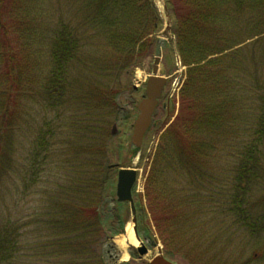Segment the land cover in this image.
<instances>
[{"label":"trees","instance_id":"trees-1","mask_svg":"<svg viewBox=\"0 0 264 264\" xmlns=\"http://www.w3.org/2000/svg\"><path fill=\"white\" fill-rule=\"evenodd\" d=\"M165 5L187 68L137 210L145 199L165 253L184 264L228 263L233 239L228 264H264V0ZM157 14L151 0H0V264H104L100 240L126 220L111 189L108 157L123 155L112 127ZM180 212L212 253L194 256V238L166 232Z\"/></svg>","mask_w":264,"mask_h":264},{"label":"rangeland","instance_id":"rangeland-1","mask_svg":"<svg viewBox=\"0 0 264 264\" xmlns=\"http://www.w3.org/2000/svg\"><path fill=\"white\" fill-rule=\"evenodd\" d=\"M152 5L155 7V9L158 11V15H160L161 18V24L160 28L158 31L151 37L153 38L154 45L149 52V55L147 57H144L143 60H141L140 63H138L136 66H134L132 69L129 70V73L125 76L126 80H129L130 84L127 86L128 88H124L123 91L120 92L121 96L120 98L123 99V103L120 106L122 109L121 115L117 117L118 119L115 120V127L116 128H121V132L119 133L117 131V135L119 134L118 138L114 140V142L111 145V148H118L117 142L119 141L120 148L122 149L123 155L119 154L116 149L112 150L111 156L109 155L108 159L110 161L109 164H115L117 162L116 160L118 159L122 167H130V168H135L137 169V182L135 185V193L136 192H141L144 187V182L147 173L149 171V164L151 163V156L154 151V147L156 146L158 135H160L165 128L169 125L171 120L174 118V115L177 111V104H178V90L179 87L181 86V82L184 78L185 74V66H183L182 62H179V57L176 51L175 47V34H173V23H174V18L172 15H169L170 12L166 8L165 5V0H151ZM159 57V61L156 62L158 64L159 68V73L166 75L168 77L167 84L165 87V92L164 96L160 101V104L158 105L157 111L155 113V116L153 118L154 120V127L150 129L145 141L143 142L141 148L139 149L138 152L132 153V148H131V141H130V135L132 131V123L133 119L137 116L136 114V104L137 101L139 100L140 96L144 93V81L147 78V75L151 73V68L154 64L155 57ZM118 72L116 73V75ZM112 79V77H109ZM171 100H174V105H175V110L172 113V105H170ZM125 116L124 118H127V121H123L122 117ZM169 116V117H168ZM157 123V125H155ZM133 155H135L133 157ZM215 174L222 176L224 178L229 179V174L228 171L223 169L220 163V166L218 168L216 167L215 169ZM115 183V181H114ZM114 183L112 185V191L115 193L114 188ZM108 186H106L107 188ZM110 187V185H109ZM109 187L107 189H109ZM106 188L103 193H105ZM143 188V189H142ZM110 190V189H109ZM143 192V191H142ZM253 200V199H252ZM145 199L142 200V205L141 209L137 210V213H142L144 217H142V214H138V222H139V216L143 218L138 223V228H140L139 233L140 235L148 237L149 233L150 235L152 234V237L150 239H153V242H150L149 239L145 240L144 246L148 248V252L144 254H140L139 250L135 248V246L128 244L124 246H120L118 244L117 237L120 235H123L126 231L125 228H127V225L130 224L131 227H133V224L131 223V217L132 214L129 209L128 204H123V208L121 211V215L125 214V219L127 220L126 224L124 225L125 222L122 224H117L116 227L122 226L123 231L120 234L117 235H110L106 234L103 236L104 239H101L100 241L103 240L102 243V251H101V257L103 258L104 264H123L124 261L129 260V264H149L148 261L155 256L158 253V246H163L162 242L159 240L158 235L155 231V226L154 222L152 219V215L149 211L148 208H145L146 205L144 204ZM112 205L107 203L106 207L104 209L100 208V211L104 214L103 220L104 224H107L109 221L108 215L111 211ZM142 208L144 210L142 211ZM181 216V218H178L177 216H170V218L166 219L164 226L166 229V232L169 233L172 236H177V238L180 237V233L183 234L186 238H194L190 244L195 247L193 249L194 256L203 251H207V253H212L213 251V246L210 245V247H204L202 249V246H200V240H199V234L198 229H194L195 223L191 221L184 212L176 213ZM112 222V221H110ZM141 228L143 230H141ZM133 229V228H132ZM152 232V233H151ZM228 237V235H226ZM26 238V237H25ZM230 239V236H229ZM234 240L233 246H229L227 244L228 242L225 243L224 248L222 250H227L225 254H222L221 258H227V262L229 263L232 258L235 259V256L233 252L238 250V245L240 247V240L236 239ZM32 241V237H30L27 240L28 242ZM140 245V243H138ZM200 246V248H199ZM163 252L165 251L164 248H162ZM196 253V254H195ZM126 255V256H124ZM42 255L38 256H32L31 253L26 254V259L27 260H42ZM197 258V256H196ZM221 258L218 259L221 261ZM231 258V259H230ZM174 263L177 264H184L183 262L176 260L175 257ZM203 261L207 260V257L204 256L203 254ZM197 260H199L197 258ZM203 264V262H200ZM226 263V264H228ZM186 264V263H185ZM222 264V263H221Z\"/></svg>","mask_w":264,"mask_h":264},{"label":"water","instance_id":"water-1","mask_svg":"<svg viewBox=\"0 0 264 264\" xmlns=\"http://www.w3.org/2000/svg\"><path fill=\"white\" fill-rule=\"evenodd\" d=\"M159 61V57L155 58V62ZM152 74L148 75V79L146 81L145 94L141 98V100L137 104V117L133 123V131L131 135V141L135 146H140L142 139L148 129L152 114L154 112L155 107L158 104V98L161 95V92L166 85V77L160 76L157 74L158 67L157 65H152ZM136 170L132 168H119L118 176H117V184H116V195L119 201L129 202L132 213L134 214V205L133 199L131 198V187L135 181ZM135 223V218L133 219ZM138 238V237H137ZM139 239V238H138ZM140 254H143L147 251L145 246L141 243V247L138 248ZM150 264H173L169 260L165 259L161 254L155 256Z\"/></svg>","mask_w":264,"mask_h":264},{"label":"bare ground","instance_id":"bare-ground-1","mask_svg":"<svg viewBox=\"0 0 264 264\" xmlns=\"http://www.w3.org/2000/svg\"><path fill=\"white\" fill-rule=\"evenodd\" d=\"M125 229H126L125 233L123 235H120L117 237L118 244L120 246H124L125 244L126 245L131 244L133 246L138 245V241L135 238V235H134V232H133L131 225L128 224L127 228H125ZM124 256H126V255H124Z\"/></svg>","mask_w":264,"mask_h":264}]
</instances>
